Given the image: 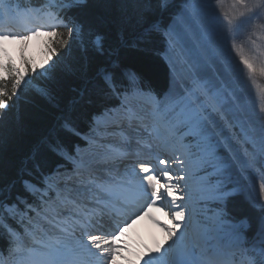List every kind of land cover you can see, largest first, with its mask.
<instances>
[{"label":"snow or ice","instance_id":"snow-or-ice-1","mask_svg":"<svg viewBox=\"0 0 264 264\" xmlns=\"http://www.w3.org/2000/svg\"><path fill=\"white\" fill-rule=\"evenodd\" d=\"M89 2L52 0L49 7L54 10H35L37 24L31 29L10 32L0 23V41L28 40L46 31L55 38L50 41L52 56L65 47V55H70L69 41L85 31L77 14ZM118 2L125 21L135 16L140 23L146 14L169 13L176 0ZM212 2L182 0L184 7L174 14L172 24L151 23L149 31L162 32L167 41L166 92L145 91L134 73H125L127 84L118 85L115 61L110 69L102 68L107 94L119 104L94 116L87 133L65 122L66 130L84 142L74 153L59 151L71 168L61 165L40 172L39 184L23 181L25 192L39 205L19 196L23 208L0 200V238L6 236L9 254L19 264H116L117 257L131 264L121 256L131 249L118 241L142 216H149L166 237L163 244L140 253L137 264H238L237 253L244 264H264V90L258 110L250 108L242 86L229 75L228 48L231 39V51L240 56L249 79L264 77V61L246 57L235 43L245 17L260 19L257 26L264 29V0H233L241 9L240 19L225 14L226 25L210 10ZM8 15L11 0H0V18ZM194 30L196 46L189 39ZM92 45L103 54L101 35H95ZM59 63L44 68L38 78L53 79ZM63 71L75 68L65 64ZM22 81L23 74L10 61L0 63V115H6ZM39 91L50 94L47 88ZM6 139L0 133V145ZM36 169L39 172V164ZM237 173L249 183H242ZM255 179L261 181L258 192ZM237 196L257 213L252 238V218L236 219L229 213V201ZM153 207L164 210L173 227L151 217ZM5 261L0 250V264Z\"/></svg>","mask_w":264,"mask_h":264},{"label":"trees","instance_id":"trees-1","mask_svg":"<svg viewBox=\"0 0 264 264\" xmlns=\"http://www.w3.org/2000/svg\"><path fill=\"white\" fill-rule=\"evenodd\" d=\"M22 2L40 4L45 1L19 0L18 4ZM172 11L173 9L162 17L159 14H146L147 19L138 23L135 16L124 20L118 0H90L84 10L77 14V19L84 24L85 31L75 42L69 41L70 55H65L68 47L59 49L56 56H52L50 49L51 65L60 62L54 78H38L40 71H31L33 67L30 64L24 66L21 72L24 81L17 92L18 99L13 97L9 101L6 115H0V133L7 137L6 142L0 145V200L18 203L22 208L23 205L17 200L18 196L26 198L27 195L22 180L40 181V172H47L60 162L59 151L68 148L70 150L72 140L76 139L64 127L65 122L70 121L79 131H88L93 116L102 107L114 102L103 83L100 74L102 68L110 69L113 61L119 65L118 85L123 83L125 73H134L144 84L141 87L145 90L160 95L167 88L169 71L161 56L162 39L160 34L153 31L146 33L144 30L149 29L155 21L162 25L166 23L171 18ZM217 17L226 25L225 15L219 14ZM249 19L243 34L246 31L252 32L257 41L254 44H258L263 40L261 36H256L261 28L255 26L254 19ZM95 35L103 37L102 55L92 45ZM54 39L53 37L52 40ZM65 64L73 65L75 71H63ZM231 69L239 73L237 76L242 85H264V77L259 74L254 81L249 79L247 70L241 63L239 66L231 64ZM207 74L212 76V70L208 69ZM29 80L32 83L26 84ZM40 88H47L50 94L42 95ZM37 164L40 165L39 172L36 169ZM27 200L30 201L29 198ZM228 210L236 219L243 216L252 218L253 228L248 232L250 236L255 230L257 213L249 207L244 197L231 199ZM9 223L19 228L15 221ZM7 249L8 240L5 236L0 238V250Z\"/></svg>","mask_w":264,"mask_h":264},{"label":"rangeland","instance_id":"rangeland-1","mask_svg":"<svg viewBox=\"0 0 264 264\" xmlns=\"http://www.w3.org/2000/svg\"><path fill=\"white\" fill-rule=\"evenodd\" d=\"M49 3H52V0H45ZM184 7V4L181 0L176 2L171 9L172 16L171 20L168 23V25L173 23V20L176 18L175 13L179 12ZM210 10L218 16L219 14L225 15L227 14L229 17H236L237 19H240L239 13L241 9L237 6H234L233 0H220L219 3H216V0H213L211 5L209 6ZM13 12L11 11V15H8V17H11ZM250 21L248 17H245L241 20L240 28L237 30V33L235 34V43L237 44V47L242 50L243 55L246 57H255L257 63H260L261 61H264V29L261 28V31L256 36H261L263 40L259 41L258 44H254L255 38L252 35V32L246 31V34H243V31L247 27V23ZM222 23V21H220ZM256 23L255 26H257L261 20L255 19L253 23ZM258 27V26H257ZM242 31V32H241ZM248 32V33H247ZM53 37L49 36L46 31L40 36L33 37L32 39L28 40H4L0 41V63H8L9 61L11 64L19 70L21 73L24 70V66L26 64H30L31 67L37 69L38 71H42L44 68H48L51 65L50 62V49L52 45H50V41H52ZM190 42L193 46L197 45V38H196V31L190 33L189 35ZM233 41L229 39L228 41V48L230 52V58L233 59L230 64H236L239 66L240 63V56L235 51H231V45ZM12 45V46H10ZM166 49H167V41H166ZM165 53V52H164ZM239 74L236 70L231 69L229 75L231 79L238 81L241 87V92L243 93L245 102L248 104L250 108L256 107L258 110L259 104H260V91L264 90V85L262 87H250L247 85H242L239 81ZM5 75V74H4ZM148 90V89H147ZM146 90V91H147ZM93 119V118H92ZM225 134H228V130L225 129ZM88 132V131H87ZM238 147V146H237ZM238 178L241 180L242 183L248 184L249 181L245 179L244 177H239V174L237 173ZM261 181L258 179H255L256 189L257 192L259 190ZM253 196L256 195V193H252ZM39 220V218H36ZM40 223H43V221H40ZM46 226V225H45ZM255 232V230H254ZM119 242V241H118ZM128 243V241H127ZM126 243V245H127ZM138 250H141L139 247H135ZM136 255H139L138 252H136ZM13 256V255H12ZM123 257H127L128 261H131V264H137V260L131 258V254L129 252L122 253ZM122 262H118L116 264H126V260L122 258L120 259ZM135 261V262H134ZM11 264H19V260L17 257L13 256L11 260Z\"/></svg>","mask_w":264,"mask_h":264},{"label":"bare ground","instance_id":"bare-ground-1","mask_svg":"<svg viewBox=\"0 0 264 264\" xmlns=\"http://www.w3.org/2000/svg\"><path fill=\"white\" fill-rule=\"evenodd\" d=\"M16 40V39H15ZM12 46V45H10ZM143 88V87H142ZM96 116V115H95ZM94 117V116H93ZM157 209L156 217L161 224L166 225L167 227H173V220L170 216H166L164 214V210H161L159 207H155ZM151 217L153 215L149 214ZM138 225V226H137ZM139 228V231L137 230ZM147 236L148 244H145L142 241V238ZM166 237V233L161 227L154 228L153 220L149 218V216H142L139 220H137L132 226L124 233L123 236L120 237L121 242L124 244L127 243L129 239H133L132 241L136 247L141 248L144 252L147 249L152 248L154 244L160 243L163 244ZM146 246V247H145ZM125 253L124 251L121 252ZM120 257H117L116 263L121 262Z\"/></svg>","mask_w":264,"mask_h":264},{"label":"water","instance_id":"water-1","mask_svg":"<svg viewBox=\"0 0 264 264\" xmlns=\"http://www.w3.org/2000/svg\"><path fill=\"white\" fill-rule=\"evenodd\" d=\"M125 39V38H124Z\"/></svg>","mask_w":264,"mask_h":264}]
</instances>
